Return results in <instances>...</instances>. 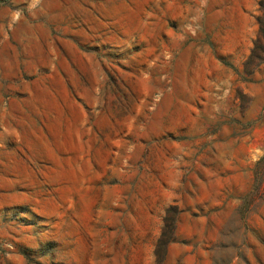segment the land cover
<instances>
[{"label":"rangeland","instance_id":"1","mask_svg":"<svg viewBox=\"0 0 264 264\" xmlns=\"http://www.w3.org/2000/svg\"><path fill=\"white\" fill-rule=\"evenodd\" d=\"M0 264H264V0H0Z\"/></svg>","mask_w":264,"mask_h":264}]
</instances>
